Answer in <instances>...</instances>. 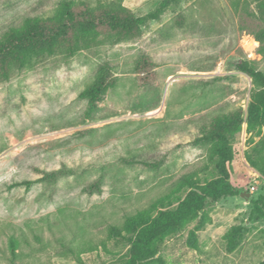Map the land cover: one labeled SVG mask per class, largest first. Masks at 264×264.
<instances>
[{
	"label": "rangeland",
	"instance_id": "rangeland-1",
	"mask_svg": "<svg viewBox=\"0 0 264 264\" xmlns=\"http://www.w3.org/2000/svg\"><path fill=\"white\" fill-rule=\"evenodd\" d=\"M62 1L0 0V35ZM121 1L137 14L160 2ZM178 11L183 26L168 12L138 38L53 56L0 81V264H11V239L17 264L118 262L130 244L109 236L108 226L209 164L214 142L194 141L198 116L245 108L254 84L234 62L247 60L264 71V44L253 37L264 20L251 0H182ZM141 55L157 64L156 78L144 84L132 70ZM102 63L111 66L115 83L90 107L80 92ZM249 138L243 124L231 173L249 197L207 200L209 223L197 228L193 220L164 239L159 254L166 264H258L264 258V219L250 217V198L264 192V179L245 159ZM59 167L71 172L37 180ZM98 178L101 191L88 193L85 187ZM23 180L36 181L11 185ZM182 196L174 195L172 205ZM234 225L241 232L228 243L224 234ZM192 230L195 249L187 244Z\"/></svg>",
	"mask_w": 264,
	"mask_h": 264
},
{
	"label": "trees",
	"instance_id": "trees-1",
	"mask_svg": "<svg viewBox=\"0 0 264 264\" xmlns=\"http://www.w3.org/2000/svg\"><path fill=\"white\" fill-rule=\"evenodd\" d=\"M251 1L264 20V0ZM181 2L160 0L154 10L137 14L121 0L62 1L49 14L25 18L21 24L9 27L0 35V81L8 79L13 70L32 67L53 56L69 57L102 42L117 43L138 38L149 28L150 22H160L168 12L176 13L173 20L176 26H183L185 17L178 11ZM253 37L264 44V28L253 32ZM156 66L150 56H139L132 69L136 81L140 84L153 81L157 74ZM234 67L250 77L254 84L245 108L238 106L211 117L206 113L198 116L201 122L194 141L214 142L209 164L181 176L168 193L155 199L148 207L124 214L121 224L108 226L109 236L126 239L130 244L124 258L110 264H166L159 254L166 237L179 232L193 220H197V228L209 223L210 216L204 209L207 200L241 194L231 181V173L234 143L243 124L250 134L245 159L264 179V71L256 69L247 60L235 61ZM114 83L111 66L102 63L80 96L93 107ZM70 172L69 168L59 167L43 171L37 180L52 182ZM34 181L23 180L11 185L27 188ZM101 184V178H98L85 190L88 193L100 192ZM179 193L183 196L172 205V197ZM250 205L251 219H264V192L251 197ZM240 232L241 228L234 225L224 237L228 243H233ZM187 244L194 249L198 247L194 230L188 233ZM9 245L11 264H17L13 239ZM258 264H264V258Z\"/></svg>",
	"mask_w": 264,
	"mask_h": 264
},
{
	"label": "water",
	"instance_id": "water-1",
	"mask_svg": "<svg viewBox=\"0 0 264 264\" xmlns=\"http://www.w3.org/2000/svg\"><path fill=\"white\" fill-rule=\"evenodd\" d=\"M242 191L243 192L240 195L243 196L244 198H248L249 197V193L244 191L243 189H242Z\"/></svg>",
	"mask_w": 264,
	"mask_h": 264
},
{
	"label": "bare ground",
	"instance_id": "bare-ground-1",
	"mask_svg": "<svg viewBox=\"0 0 264 264\" xmlns=\"http://www.w3.org/2000/svg\"><path fill=\"white\" fill-rule=\"evenodd\" d=\"M254 40V39H253ZM253 43H254V41H253ZM251 44H252V42H251ZM246 45H247V43H246Z\"/></svg>",
	"mask_w": 264,
	"mask_h": 264
}]
</instances>
